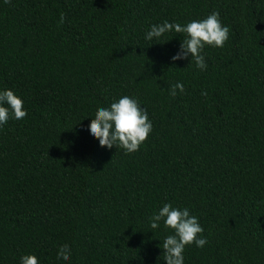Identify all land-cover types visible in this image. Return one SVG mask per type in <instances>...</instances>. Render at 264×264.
<instances>
[{"label": "trees", "instance_id": "1", "mask_svg": "<svg viewBox=\"0 0 264 264\" xmlns=\"http://www.w3.org/2000/svg\"><path fill=\"white\" fill-rule=\"evenodd\" d=\"M214 10L229 39L205 46L204 70L170 59L181 34L144 39ZM3 87L27 115L0 127V264H57L65 244L70 264H166L171 229L148 223L163 202L208 239L185 264H264V0H0ZM120 95L153 123L132 153L85 131Z\"/></svg>", "mask_w": 264, "mask_h": 264}, {"label": "clouds", "instance_id": "2", "mask_svg": "<svg viewBox=\"0 0 264 264\" xmlns=\"http://www.w3.org/2000/svg\"><path fill=\"white\" fill-rule=\"evenodd\" d=\"M61 13L59 23L64 22ZM229 26L223 24L219 11H212L203 18L190 19L185 23L164 19L160 23H153L144 32L147 41L159 40L166 34L178 33L182 37L178 50L170 59L175 62L191 57L190 64L200 70L207 68L204 54L205 46L222 48L229 39ZM185 89L182 81L171 83L168 93L176 97ZM24 100L14 89L0 88V127H3L10 118L23 119L27 109L23 107ZM153 130L152 120L147 108L141 105L134 95H120L113 98L107 107H99L92 122L85 129L90 136L98 140L101 147L123 149L125 153L137 151L146 141ZM151 229H171L159 245L163 250L162 257L166 264H185L184 251L186 245L195 244L203 247L208 242L203 234L204 228L199 217L190 213L188 207L174 206L172 202H163L148 217ZM72 248L62 245L56 254L57 264H70ZM19 264H39V258L34 253H26L19 258Z\"/></svg>", "mask_w": 264, "mask_h": 264}]
</instances>
